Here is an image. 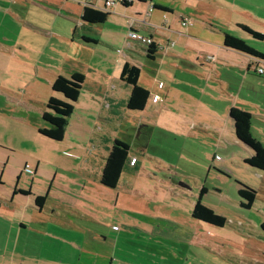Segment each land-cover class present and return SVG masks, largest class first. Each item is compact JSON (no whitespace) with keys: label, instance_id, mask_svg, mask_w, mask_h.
Here are the masks:
<instances>
[{"label":"rangeland","instance_id":"rangeland-1","mask_svg":"<svg viewBox=\"0 0 264 264\" xmlns=\"http://www.w3.org/2000/svg\"><path fill=\"white\" fill-rule=\"evenodd\" d=\"M71 1L0 0V202L12 205L2 196V189H15L18 196L14 199L17 207L14 219L8 221L17 223L23 209L24 220L38 218L34 195L44 196L49 176L57 172L53 189L60 184L64 195L77 201V208L84 211L80 219L83 248L92 249L93 255L83 254V264H264V233L259 227L264 203L260 201L256 208L245 211L238 206L237 195L240 180L260 193L264 190V179L249 174L246 166L241 169L242 163H230L226 150L216 146L214 134L199 126L213 120V111L218 108V101L204 91L211 93L210 88L216 85L213 70L218 73L220 70L209 63L222 54L218 52L222 35L194 33L196 28L201 30L196 24H191V32L177 28L178 34L159 27L152 35L159 52L154 60H149L145 47L138 42L130 40L137 47L134 52L128 46L125 48L129 41L126 20L141 6L135 2L132 9L124 12L118 5L112 18L92 26L95 32L104 30L107 32L100 33L113 38L104 46L114 55L112 66L99 67L101 53L89 45L84 48L81 39L83 35L98 40L101 37L83 28L82 8ZM185 3L169 0L174 19L179 14L185 16L184 7L192 5L191 1ZM237 3L259 18L256 22L244 17L243 24L264 35V0H237ZM236 18L231 16V20ZM190 20L196 23L191 17ZM135 31L140 36H149L146 31ZM230 32L264 54V40H255L244 32ZM122 60L140 68L138 85L150 94H158L159 101L152 102L150 95L144 111H127L123 107L127 93H122L116 128L107 127L99 119L93 123L95 115H84L90 120L91 131L80 130L83 91H90L97 81L108 84L107 79L99 77L104 72L109 76V84L116 87L119 82L116 73L112 77L111 67L116 72ZM251 71L249 75L264 77ZM74 73L86 75V84L84 89L82 85L76 111L74 108L68 119L63 140L44 138L38 131L47 127L42 120L46 103L52 96L62 99L52 92L51 77L57 74L69 78ZM158 83L163 87L159 89ZM102 136L108 140L109 148L115 139L127 144L130 155L136 154L138 159V171H124L115 189L101 186V171L92 173L91 166L81 178L73 173L75 167L83 166L79 162L81 157L91 160L90 156L96 154L94 159L100 162V154L108 155L103 143L97 145L98 152L93 151ZM235 149L229 148V155ZM79 184H83V192L77 188ZM202 188L206 189L202 204L225 217V226L215 227L192 218ZM20 189L29 194H21ZM55 196L51 195L41 210L48 213L43 214H50ZM261 198L264 200V192ZM0 219L1 233L5 222L3 216ZM244 220L258 227L256 230L248 227ZM93 235L95 239L90 240ZM97 252L102 258L96 259ZM4 256L0 261L8 258L7 254ZM15 262L7 260V264Z\"/></svg>","mask_w":264,"mask_h":264},{"label":"crops","instance_id":"crops-1","mask_svg":"<svg viewBox=\"0 0 264 264\" xmlns=\"http://www.w3.org/2000/svg\"><path fill=\"white\" fill-rule=\"evenodd\" d=\"M72 1L76 5L80 6L82 9L85 7L84 4L87 3V0H81L79 2H77V0H72ZM170 1L171 3H173L175 0H170ZM180 1L183 2V5L186 4L185 2L188 3L191 1L192 5H188V7L185 6L184 7L185 16L179 14V16L176 19H174L173 17L174 15V13L172 12L173 8L169 6L171 5L169 4V0H141V1L134 0L133 2L129 3V5H131L129 7H124L123 5H119V6L122 8L124 12L126 9L128 10L132 9L135 2H137V6H141L140 8L136 7L133 16L130 19L127 18L126 25L129 29L130 25H133L135 21H143L144 25H139L135 23L133 26V30L135 31L136 29H138L141 31L142 30L146 31L147 34L149 35L148 37H150L151 39H152L153 31L156 29L158 30L159 27L164 28L168 31L174 30L178 34L177 28L179 27L180 28L182 27V29L186 32L187 31L191 32V30H193L191 24H196L201 29L199 30L198 28H196L197 31H192L194 33L200 31L208 32V33L218 32L222 35V46L219 47V51H218V52H222V54H218L219 58L216 59L217 61L213 63H209L211 65H214V67L216 66L219 67L220 70L219 73L216 70H213L214 73L216 74V79H214L213 82L216 85L213 87V89L210 88L211 93L208 92L209 90L207 92H205L206 90L204 91V94L206 93L207 96L209 97L211 96L214 100L218 101L219 103L218 108L214 109L212 114L214 121L210 120L208 124L203 123L199 126L203 129L208 130L209 133L212 132L214 134L216 138L214 140L216 146H220L224 150H226V156L230 163L232 164L242 163L243 166H240V168L245 169L244 168V166H246L245 161L247 159H250L253 153L249 148L240 144L236 140L234 135L233 122L229 118V110L231 108H237L249 113L252 117L251 135L253 138H255L257 141H259L264 145V77L249 75V73L252 72L251 68L248 69L249 64L251 63V61L257 59L223 47V36L225 34H229L233 36V33L230 32V30L243 33V31H241L239 28L240 25L246 26L252 29L253 31H256L253 28H251V26H247L246 24H243L241 19H244V17H249V18H253L256 22H259V18L257 17V15L251 14L250 9L239 5L237 3V0H184V1L180 0ZM90 3L92 5L90 7H92L94 10H98L100 12H106L103 10V4L100 0H94ZM149 4L150 6L155 7V9L148 17H145L144 14L143 15L141 14L142 12H144V10L147 11ZM117 6L118 5H114L111 9L107 11L109 13L107 21L110 18H112L116 14V12H118V8H116ZM141 8H144V10L143 11L139 10ZM159 9H164L167 12L161 11ZM232 15L237 16V18L231 20ZM159 17L161 18L160 20ZM190 17L194 19L196 23L190 20ZM183 19H186L189 23L183 25L182 24ZM90 30L94 34L100 36L101 38L98 40V38H94L87 35H83V37L96 41L97 43H100L99 41L103 43L102 45L103 48L100 47L98 44L92 46L96 48V50L93 51L100 52L102 55L101 59L98 62L99 67L112 66L110 65V61L112 58H114V55H112V53H110L107 48H104V46L109 45L110 43L109 40H112L113 38H109L108 36H104V34L100 33V32L105 33L107 31L99 29L98 30L99 32H95L97 30L94 27H92ZM127 39L129 40L128 35H127ZM128 43L125 46V48L128 46L129 47L128 50L134 52V50L137 49V47H134L131 41L129 44ZM86 46L88 45L83 44L84 48H86ZM158 52L159 50L157 51V54ZM176 55L179 56L180 54H176ZM257 61H259L260 64L264 65V60L262 61L257 60ZM126 62L134 65L132 62H129L128 60H122V62H120L121 66H117L116 72L113 71L114 69L113 67H111L112 77L114 78L113 74L116 73V80H118L119 82V84L116 85V87L109 84V76L106 75V72H104V73H100L99 77L100 78L103 77L107 79L108 84L100 83V81H97L96 86H93V88H91L90 91H87V93L83 91V122L81 120L79 124L80 130L83 131L86 130L89 133L91 131V128L89 127L88 124V121L90 120L85 119L84 115H87V117H92L95 115L92 118L93 123H94V119H97V122L99 119L105 122L107 127H110L111 129L116 128L120 120L119 105H120V101H122L120 95L122 93L124 94L125 92L127 93L125 95V101L123 104L124 109H126L125 103L130 94V87L125 85L119 79L121 69L124 63ZM108 71L110 70H107V72ZM58 73H61L60 70ZM57 76H58L57 74H54L51 77L50 82H53V80ZM83 76H84V83H83V89H84L87 76L86 75ZM154 94L156 93L150 94L149 92V95H151V97ZM78 100H80V97ZM107 141L108 140L102 136V139L100 138V142L95 145L93 151L98 152L97 145L100 147L102 146L101 143H103L104 146L103 148L106 149L108 153L109 147L106 144ZM232 146L236 148L235 149L236 152L235 153L230 152L229 155V152L227 150ZM94 157H97V155L95 154L93 156H90L91 160H89V158L86 157H84V159L81 157L79 159V162L82 163L81 165H83L80 167L82 168V170H80L79 167H75L77 173L76 172L73 173L77 174L81 178V176L83 177V171L88 172L87 169L89 168V166H91L93 170L92 173L98 174L100 171H102L107 154L106 155L100 154L99 157L100 162L95 160ZM132 158H136V154L135 155L129 154V161ZM88 161L89 163H87ZM136 162L137 163L135 165H138L137 158H136ZM93 163H95V166H93ZM130 166L132 167V165ZM247 168L250 171V172L248 171L249 174H252V176L257 174L256 177H261L264 179V171H256L250 169L249 167ZM220 169L221 171H225L223 168H219V170ZM57 177H58L57 172L51 173V175L49 176V180H50L49 188L44 194V196H46V202L43 205V207L49 203L48 200L51 198V195L55 196L54 193H57L60 196V198H57L55 196L56 199H54L55 201L54 204H50L51 205L50 214L45 215L46 213H48V211L42 212L41 210L43 209V207L42 208L38 207L36 209L33 207L35 210L38 211V218L32 217L29 220H24L25 215L23 213L24 211L23 209L21 211V215L17 223L8 221L10 220V218L14 217V213L17 209L16 204L14 202V199L18 197L17 195H15L16 191L15 189L13 191L11 190L7 191L2 189L3 191L2 196H4V198L6 199H9L12 205L9 206L6 203L2 204L0 202V218L1 216H3V221L5 222V223L3 222L4 228L1 229V233H0V252L4 254L1 253L0 257H5L4 255L7 254L8 258L16 261L14 264H83V254L93 255L92 249L83 248V223L80 222V219H83L84 216L83 208L81 207L77 208L76 206L77 201L74 202V200H72L70 197H66L64 195L65 190L59 189L60 184H58L57 188L53 189V184L58 180ZM240 181H241L240 183L254 188V186H252L251 184H248L247 182L242 180ZM77 188L83 192V184H79ZM20 190L25 191L23 189ZM69 191H71V188ZM262 192H264L263 189L260 190V193L259 191H257V198L254 201L251 208L248 210L240 206V203H244L240 199V201L238 202V206L240 207V209L245 211H251L252 209L256 208L258 202L261 201V203H264V200H262V198L259 199L261 197ZM34 196L38 197L43 195L35 194ZM82 197L83 195H78V198H82ZM35 198L33 201L34 203H35ZM28 200L30 203H32L30 199ZM263 215L264 214H261L260 216L262 219L261 222L259 221V227L261 226L262 223H264ZM244 223H246V226L248 227L251 226L255 230L258 227L252 225L250 220L249 221L244 220ZM9 234L11 236L10 239L8 238ZM86 238L87 237H85L84 239ZM89 239L94 240L95 236L93 235V237H89ZM100 254H98L97 252L96 259H98V256L102 258V255ZM8 258L0 261V264H7Z\"/></svg>","mask_w":264,"mask_h":264},{"label":"trees","instance_id":"trees-1","mask_svg":"<svg viewBox=\"0 0 264 264\" xmlns=\"http://www.w3.org/2000/svg\"><path fill=\"white\" fill-rule=\"evenodd\" d=\"M123 6L129 7L131 5L128 3L123 4ZM154 9L155 7H153V10ZM159 10L167 12L164 9ZM108 16L109 13L107 11L100 12L94 10L92 7L86 6L82 9L80 21L83 28L91 29L92 26L104 24L107 21ZM239 28L255 40H264V35L259 32L253 31L243 25H240ZM81 41L83 44L90 46L98 44L96 41L84 37ZM223 47L253 57L257 60H264V54L249 47L244 40L229 34L223 36ZM158 50L159 46L152 42L147 48H145V57L149 60H154ZM140 74V68L127 62L124 63L121 69L119 79L125 85L130 87V94L125 103L127 111L142 112L150 97L149 92L138 85ZM83 83L84 76L78 73L73 74L69 78L58 76L53 80L51 90L54 94L60 95L62 99L52 96L47 101L45 111L42 114V120L47 127L38 131L41 136L55 142H61L63 140L68 119L74 112L75 104L79 99ZM229 118L233 122L236 140L240 144L249 148L253 153L252 157L245 161L246 166L252 170L264 171V145L251 135V115L240 109L231 108L229 110ZM129 154L130 148L127 144L119 140H114L112 142V146L108 150V155L105 158L101 171L99 180L101 186L107 189H115L118 185L120 176L124 171H138V165H135L136 163L132 165V167L130 166ZM237 184L239 186L237 195L244 202L240 203V206L248 210L257 198V191L242 183L237 182ZM19 192L23 195L29 194L26 191ZM205 192L206 189L202 188L198 200L194 204L191 214L192 218L215 227L225 226L227 224L225 217L217 214L211 208L202 204V196ZM45 202L46 196H38L35 198V205L39 208H42ZM260 229L264 233V223L261 224Z\"/></svg>","mask_w":264,"mask_h":264},{"label":"built area","instance_id":"built-area-1","mask_svg":"<svg viewBox=\"0 0 264 264\" xmlns=\"http://www.w3.org/2000/svg\"><path fill=\"white\" fill-rule=\"evenodd\" d=\"M94 0H87V3L84 4L85 7L88 6H92L90 2H92ZM103 4V10L104 11H108L109 9H111L114 5H123V4H128L133 2L134 0H100ZM141 1V0H140ZM153 11V6H148L147 11L144 13L145 17H148ZM184 20V21H183ZM182 20V24L185 25L187 23H189L186 19ZM137 23L139 25H144L143 21H135L134 24ZM133 25H130L129 27V33H128V38L131 41H135L138 42L139 44H141L142 46H144L145 48H147L151 43H152V39L150 37H144V36H140L138 35L134 30H133ZM249 68H251L256 74L258 75H264V65L260 64L259 61L254 60L251 61V63L249 64ZM163 85L161 83H158V88H162ZM159 96L157 94L153 95L152 97V101L153 102H158L159 101ZM136 163V158H132L129 161L130 165H134Z\"/></svg>","mask_w":264,"mask_h":264}]
</instances>
